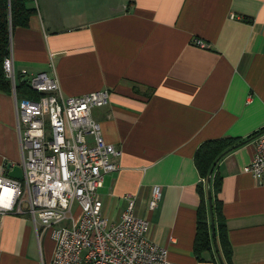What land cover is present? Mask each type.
Wrapping results in <instances>:
<instances>
[{
  "label": "crops",
  "instance_id": "obj_1",
  "mask_svg": "<svg viewBox=\"0 0 264 264\" xmlns=\"http://www.w3.org/2000/svg\"><path fill=\"white\" fill-rule=\"evenodd\" d=\"M34 1L37 13L10 36L17 79L54 68L66 97L109 91L92 110L104 141L122 151L97 191L108 222L133 197L172 264H222L193 252L204 184L193 157L205 141L250 137L218 162V198L232 264H264V187L244 172L264 129V0ZM8 163L21 154L13 96L0 91V166ZM53 246L28 215L0 214V264H48Z\"/></svg>",
  "mask_w": 264,
  "mask_h": 264
},
{
  "label": "built area",
  "instance_id": "obj_2",
  "mask_svg": "<svg viewBox=\"0 0 264 264\" xmlns=\"http://www.w3.org/2000/svg\"><path fill=\"white\" fill-rule=\"evenodd\" d=\"M195 44L205 47L199 40ZM10 46L3 69L13 96L23 178H10L0 166V214L28 215L38 234H49L54 246L48 264H172L167 249L149 239V222L134 215L133 197H127L117 224L102 214L97 191L104 176L118 170L122 155L104 141L92 117L93 109L108 104L109 91L66 97L52 68V74L27 77L38 98L18 97ZM254 139L255 154L244 172L264 187V129ZM160 198L155 186L150 211Z\"/></svg>",
  "mask_w": 264,
  "mask_h": 264
},
{
  "label": "trees",
  "instance_id": "obj_3",
  "mask_svg": "<svg viewBox=\"0 0 264 264\" xmlns=\"http://www.w3.org/2000/svg\"><path fill=\"white\" fill-rule=\"evenodd\" d=\"M37 13L34 0H0V91L10 94L11 86L6 78L3 62L9 53L10 36L16 28H26L30 18ZM25 78L24 76L22 79ZM18 97L36 99L38 95L31 91L26 82L19 80L16 86ZM246 140L222 138L203 142L196 150L193 161L204 184L197 185L200 204L196 210V235L193 252L199 258L209 253L211 259L215 252L223 264H232V248L228 240L225 218L218 198L221 179L216 169L218 162L229 152L247 142ZM210 195L211 213L208 202ZM211 219L213 228L211 226ZM212 231L214 236H212ZM216 248V251H215ZM212 261H215L214 259Z\"/></svg>",
  "mask_w": 264,
  "mask_h": 264
},
{
  "label": "water",
  "instance_id": "obj_4",
  "mask_svg": "<svg viewBox=\"0 0 264 264\" xmlns=\"http://www.w3.org/2000/svg\"><path fill=\"white\" fill-rule=\"evenodd\" d=\"M22 82H26L27 78H23L21 80ZM5 170H6V174L13 179H17V180H22L23 178V172L22 169L19 165H11L10 163L5 165ZM208 202H209V208H210V216L212 217V213H211V202H210V195L208 194ZM211 226L213 228V222L211 219ZM212 236H214V233L212 231ZM222 262V260H221ZM223 264V263H222Z\"/></svg>",
  "mask_w": 264,
  "mask_h": 264
},
{
  "label": "rangeland",
  "instance_id": "obj_5",
  "mask_svg": "<svg viewBox=\"0 0 264 264\" xmlns=\"http://www.w3.org/2000/svg\"><path fill=\"white\" fill-rule=\"evenodd\" d=\"M48 234V233H47ZM49 235V234H48Z\"/></svg>",
  "mask_w": 264,
  "mask_h": 264
}]
</instances>
